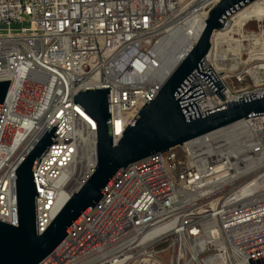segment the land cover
Segmentation results:
<instances>
[{"label":"built area","instance_id":"1","mask_svg":"<svg viewBox=\"0 0 264 264\" xmlns=\"http://www.w3.org/2000/svg\"><path fill=\"white\" fill-rule=\"evenodd\" d=\"M220 1L0 0V81L10 80L0 110V219L18 226L16 169L59 123L58 143L33 172L42 234L98 164L97 123L74 96L110 87L116 143L164 84V44L189 25L203 31ZM256 3L264 6L254 0L238 8L213 33L202 67L211 65L225 98L195 74L191 85L205 93L201 112L264 91V18L250 17L216 53L223 42L215 33ZM252 22L257 30L245 32ZM263 256L264 114H258L128 165L39 264H250Z\"/></svg>","mask_w":264,"mask_h":264},{"label":"water","instance_id":"2","mask_svg":"<svg viewBox=\"0 0 264 264\" xmlns=\"http://www.w3.org/2000/svg\"><path fill=\"white\" fill-rule=\"evenodd\" d=\"M254 0H221L209 12L204 30L187 54L165 77L157 95L149 100L114 143L112 135L110 87L78 92L74 101L91 115L98 128V164L94 172L75 191L42 234L38 233L37 187L34 178L42 156L57 136L52 124L16 169L18 226L0 219V264H39L67 237L93 209L105 192L131 163L154 153L224 127L238 120L264 114V91L232 100L201 112L198 100L205 97L200 75L224 99V85L211 65L202 60L211 48V38L232 12ZM10 80L0 81V110ZM250 264H264V256L250 258ZM196 264V263H194Z\"/></svg>","mask_w":264,"mask_h":264},{"label":"bare ground","instance_id":"3","mask_svg":"<svg viewBox=\"0 0 264 264\" xmlns=\"http://www.w3.org/2000/svg\"><path fill=\"white\" fill-rule=\"evenodd\" d=\"M252 16H255V18L259 20L263 19L264 6L258 4L253 5L252 7H245L239 10L236 14L233 15V24L231 25V27L226 31H217L215 33V36L218 35L221 37H225L226 35H229V37L232 39V34L236 33L238 29L240 30V28L245 25L247 20ZM201 31V28L197 27L196 24L189 25L180 33L179 36L169 39L164 44L163 55L161 60L162 68L160 70L162 78L167 77L174 69V67L180 62V60L187 54L189 49L196 43V40L198 39ZM233 47L234 46L230 48ZM213 52L214 48L212 49V53ZM240 63L241 61H239V64ZM17 150L18 144H15L8 150V154L13 156L17 152Z\"/></svg>","mask_w":264,"mask_h":264},{"label":"rangeland","instance_id":"4","mask_svg":"<svg viewBox=\"0 0 264 264\" xmlns=\"http://www.w3.org/2000/svg\"><path fill=\"white\" fill-rule=\"evenodd\" d=\"M231 24L232 23H230L228 26H227V28L225 29V31L226 30H228L230 27H231ZM24 25H27V23H12L11 24V28H13V29H20L22 26H24ZM253 30H257V25H256V23H254V22H252V23H250V24H248L247 25V27H245V32L246 31H253ZM231 38L229 37V35H226L225 37H222V44H219L218 43V45H217V48H216V53L217 54H219V52L221 51H224L227 47H228V43H230L231 41ZM228 42V43H227ZM218 49V50H217ZM246 56V55H245ZM162 248L164 249V255H165V257L167 258V257H169L170 256V254H171V252H170V250L167 248V246H162ZM168 253V254H167Z\"/></svg>","mask_w":264,"mask_h":264}]
</instances>
